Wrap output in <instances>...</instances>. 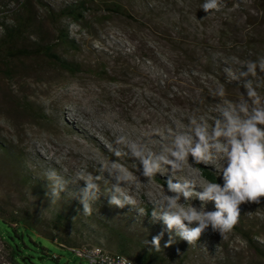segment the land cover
Returning a JSON list of instances; mask_svg holds the SVG:
<instances>
[{"label":"rangeland","instance_id":"rangeland-1","mask_svg":"<svg viewBox=\"0 0 264 264\" xmlns=\"http://www.w3.org/2000/svg\"><path fill=\"white\" fill-rule=\"evenodd\" d=\"M24 1L35 19L15 48L33 52L45 42L53 44L57 30L61 29L72 43H59L53 52L78 69L77 73H70L45 55L9 59L7 52L1 53L0 206L9 214L8 219L27 211L39 222L37 234L30 231L31 240L24 238L27 248H23V257L28 260L17 257L18 264H90L58 243L99 245L118 252L117 243L112 249L107 247L109 236L105 228L135 237L134 254L148 252L154 259L152 264H264V244L260 243L264 240V197L259 204L240 206L239 223L227 239L209 228L195 245L177 237L175 244L160 252L149 251L144 241L164 231L163 247L170 235L166 227L160 221L152 223L150 213L139 216L130 205L109 206L110 197L104 192L111 186L110 182L105 183L107 173L98 181L102 196L93 203L91 215H85L83 206L70 194L73 185L68 192L61 193L59 200L51 202L46 171L55 169L70 180L78 172L97 176L101 166L110 167L117 162L135 172L133 160L126 155L117 157L109 150L116 136L137 139L159 129L161 135L153 139L162 141L169 127L187 124L194 113L207 116L210 122L217 115L214 109L219 98L211 95L216 87L201 88L208 87L207 82L213 78L193 63L191 67L174 68L165 26L177 23L175 17L181 9L177 7H183L188 0H91L94 3L81 22L69 18L56 21L49 14V10L59 13L81 0H0V23L6 19L13 25ZM112 3L123 6L133 18L109 12ZM155 6L161 7L159 13L150 14L149 8ZM202 12L200 9L198 13ZM191 16V22L197 23L196 14ZM212 52L213 59L226 58L216 50ZM225 61L228 60L221 59L222 70ZM228 63L233 68L242 66L239 61ZM191 74L198 77L196 83L191 81ZM197 166L203 174L211 173L223 183L222 174L218 175L213 166ZM166 179L157 174L150 188L128 191L149 212L152 202L146 193L155 196ZM141 181L146 182V178L141 177ZM83 186L80 181L78 187ZM199 203L194 201L196 206ZM207 209L214 210V202H208ZM57 214L66 217V232L49 230L48 222ZM1 233L7 239L5 231ZM16 242L22 248V241ZM32 242L41 244L49 255ZM7 256L0 238V264H9Z\"/></svg>","mask_w":264,"mask_h":264},{"label":"clouds","instance_id":"clouds-1","mask_svg":"<svg viewBox=\"0 0 264 264\" xmlns=\"http://www.w3.org/2000/svg\"><path fill=\"white\" fill-rule=\"evenodd\" d=\"M221 6L222 0H204L201 8L210 13ZM224 63L228 82H236L245 90L238 102L226 99V89L221 84L213 92L219 103L211 122L207 116L194 113L187 124L169 127L162 141L153 139L161 135L159 129H152L137 139L116 136L115 146L109 145V150L117 157L126 155L133 160L135 172L117 162L110 167L101 166L97 176L78 172L70 180L55 169L46 171L51 202L59 200L61 193L68 192L73 185L70 194L83 206V213L91 215L93 203L102 196L98 181L107 173L105 183L110 182L111 186L104 192L110 197L109 206L130 205L139 216L145 217L149 212L139 206L140 201L128 189L150 188L159 174L167 177L159 186L160 191L155 196L146 193L152 202L150 218L152 223L162 222L170 235L163 247L164 231L150 241L146 239L144 243L149 251L160 252L171 247L177 237L195 245L209 228L227 239L239 223L240 206L259 204L264 197V103L257 91L259 85L254 82L259 73H264V55L243 62L239 69H234L228 61ZM201 164L213 166L218 175L222 174L223 183L207 179L203 169L197 166ZM80 181L84 182L83 187H78ZM197 200L199 206L194 204ZM208 202H214V210L207 209ZM260 243L264 244V240ZM90 264H95V260L90 258ZM122 264H131V261L125 258Z\"/></svg>","mask_w":264,"mask_h":264},{"label":"trees","instance_id":"trees-1","mask_svg":"<svg viewBox=\"0 0 264 264\" xmlns=\"http://www.w3.org/2000/svg\"><path fill=\"white\" fill-rule=\"evenodd\" d=\"M224 1L225 6H221L219 10H213L210 13H206L203 10L202 13H198L202 9L201 5L204 3V0H188L183 4V7L176 6L177 8H181L179 15L175 17L177 23H166L165 28H167V33L170 36L169 43L173 51L174 68L180 69L185 65L203 68V72L214 80L211 79L207 82L208 87L203 86L201 88L216 87L217 89L219 85L223 84L226 93H228L227 99L238 102L245 90L236 82H228L223 76L221 59H227L231 64H234L233 61H239L243 64L245 61L256 60L258 56L264 55V0ZM93 3L94 1L91 0H81L78 4L68 6L59 13L49 10V14L56 21L69 18L72 21L81 22L84 19V14L89 11L88 7ZM103 3L105 2L103 1L101 4ZM39 4L41 6L44 5L43 2H39ZM160 8L158 6L151 7L149 8V12L150 14L159 13ZM20 9L22 12L15 15V18L12 20L13 25L7 22L6 19L0 23V28L3 32V38L0 40V57L2 52H7L6 54L9 59L45 55L66 71L77 73V67L63 61L53 52L54 47L59 43L67 45L68 43H72L69 41L68 35L61 29L57 30L56 42L53 44L45 42L33 52L15 48L16 44L25 37L35 19V15L27 1L20 3ZM108 11L131 19L133 18L123 6L117 3H112L110 8L108 7ZM166 12L169 11L167 10ZM192 13L196 14L197 23L191 22L193 19ZM213 50L218 51L220 55H225L226 58L213 59ZM190 63L193 64L191 65ZM240 67L241 65H237L234 69H239ZM190 79L193 83L198 81V77L192 74L190 75ZM254 82L259 85L257 91L263 96L261 98L264 99V73H259ZM204 94L207 93L204 92ZM211 95L214 96L213 92ZM204 175L209 180L221 183L220 179L211 173L204 172ZM8 216L9 214L5 213L0 206V238L8 251L6 261L9 264H18L16 261L17 257L24 261L28 260L23 257V248H27L24 238L27 236L31 240L28 234L30 231H34L37 234L35 228L39 225V222L36 221L33 214L27 211L21 214L15 213L9 219L7 218ZM66 221L67 219L64 215L57 214L54 219L48 222L49 230L52 233L55 231L66 232ZM105 229L106 233H108L107 236H109L107 238V247L112 249L115 246L114 244L117 243L118 252L110 251L99 245L82 246H97L111 253L125 255L130 260H135V264H152L154 259L150 258L148 252L142 251L134 254L135 237L113 228ZM1 230H4L6 235H8V240L3 237ZM9 230L12 231L13 235H11ZM16 240L22 241V248L17 244ZM12 242H15V244L12 245ZM32 243L35 246H40L43 254L49 255V251L41 244ZM60 243L74 246L68 245L65 242Z\"/></svg>","mask_w":264,"mask_h":264},{"label":"built area","instance_id":"built-area-1","mask_svg":"<svg viewBox=\"0 0 264 264\" xmlns=\"http://www.w3.org/2000/svg\"><path fill=\"white\" fill-rule=\"evenodd\" d=\"M62 248H67L78 255L80 258L90 262V258L95 260V264H122V261L128 257L122 254L111 253L105 251L100 247H88V246H67L63 243L58 244ZM54 259H58V256L54 255ZM131 261V260H130ZM131 264H135L131 261Z\"/></svg>","mask_w":264,"mask_h":264}]
</instances>
